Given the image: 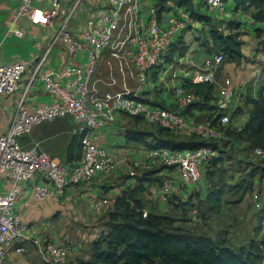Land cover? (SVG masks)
<instances>
[{"label":"built area","instance_id":"2783aa9c","mask_svg":"<svg viewBox=\"0 0 264 264\" xmlns=\"http://www.w3.org/2000/svg\"><path fill=\"white\" fill-rule=\"evenodd\" d=\"M82 0H73L72 6H63V0H51L47 7L36 0H22L19 7L35 23L52 24L59 18L61 25L52 38V43L61 40L70 59L61 67H45L48 49L36 60L25 87L21 80L29 66L22 59L0 62V93L18 96L17 110L9 127L0 132V179L9 185L0 190V264L10 253L16 242L30 237L41 258L50 264H69L72 256L70 245L57 242L41 235H27V223L17 210L16 203L24 182L39 172L43 180L36 183L33 195L38 199L49 196H63L68 187L91 180L100 172L115 170L120 159L112 155L107 146L96 138V130L118 121L119 115L139 116L142 120L167 127L174 132L196 133L202 138L219 139L225 135L227 125L232 122L242 128L244 122H233L230 111H224L217 118L197 120L183 112L185 106L195 98L194 92L184 82L217 81V73L224 64L223 51L208 54L203 65L190 75L186 71L183 81L174 84L176 102L162 105L148 100L141 91L130 88L129 78H136L144 84L155 74L164 77L174 62L168 59L172 41L193 19L170 15L168 20L160 19L153 5L146 6L143 0H104L92 5L91 11L74 27V13ZM212 10L224 12L231 3L239 9V0H198ZM229 19V18H222ZM190 21V22H189ZM21 32V29H17ZM84 55L85 61L75 58ZM108 57V58H106ZM107 61L109 78L104 81L110 88L100 92L95 73ZM119 73L122 85L116 88ZM164 73V74H163ZM178 75L174 72V76ZM173 76V74H172ZM41 80L44 88L54 98L27 106L26 98L30 86ZM219 91L225 97L232 94V78L225 76ZM151 99V98H150ZM69 116L80 136L82 156L78 161L64 162L40 146L38 140L26 146L22 136L29 133L35 124L57 117ZM260 153L264 150L256 147ZM151 163L173 166L178 174L164 179L161 189L167 194L180 189L182 185H193L201 180L208 160L218 155V147L212 143L195 147L172 148L150 147ZM93 204L96 202L93 201ZM144 210L143 214H147ZM18 251H25L26 245H16Z\"/></svg>","mask_w":264,"mask_h":264},{"label":"crops","instance_id":"0c3cea01","mask_svg":"<svg viewBox=\"0 0 264 264\" xmlns=\"http://www.w3.org/2000/svg\"><path fill=\"white\" fill-rule=\"evenodd\" d=\"M103 1L104 0H83L82 4L85 3V8L86 10H88V13L89 11H91L92 5H96L97 3ZM21 3L22 0H0V62H9L14 59H22L28 64L29 68L21 80V87L23 88L27 83L31 70L34 68L36 60L40 57L41 54H44L47 49V57L43 62V66L45 67H61L67 60L70 59V57L67 54L64 44L61 40H57L56 42L52 43V38L61 25V23L59 24V18H54L52 20V24L35 23L31 20L28 14L21 13L19 11ZM36 3L41 6L47 7L51 4V0H36ZM83 19L80 21L79 19H75L73 23L74 27L77 28L83 21ZM17 29H21V32H18ZM248 36L250 35H242L245 41L248 39ZM199 46L201 49L202 47L208 49L207 47H205V45ZM249 51L250 50L248 49L244 50L246 54H248ZM181 57H183V59L187 61V63H181V65H179L175 69L177 71H182L177 72V74L179 75L175 76L178 77H172L171 75L166 76L171 80H163V77H159L156 79L150 78L144 84H140L139 80L130 77V88L133 90L141 91L142 94L146 97L157 100L158 102H161L163 104L174 105L176 102V93L173 85L181 83L183 81V78H181V76H183L186 71L188 72V74L193 75L203 64V62H201L202 64L200 65L197 64L199 63V60L197 59L196 52H193L192 54L186 53ZM85 58L86 57L81 54L78 55L75 59L79 62H83L85 61ZM101 67L105 69L106 75L104 73V76L106 77H99H103L104 79H107V77L109 78V74L107 75V65H105L103 62L99 66L98 70H100ZM222 70H224V77L228 75L232 78V94L228 97H225L220 93L219 88L223 84L224 79V77H222L220 78L218 84H216L215 82V91L218 95V100L221 101V106L227 107L226 110L228 111H234L237 107H241L242 110L238 113L239 118L237 119H239L240 122H245L248 118L247 113L249 114V109L252 107V104L247 102L246 98L249 94L255 96L258 95L261 88V86H259L257 83V78L254 76L258 70V66H252L250 68L246 65L243 58L241 62H238L237 60H226L221 67V71ZM116 75L118 77L116 88H119L122 85V79L118 72H116ZM99 77H96V84L97 82L99 83L101 81L100 86L105 88L104 90L110 88V86L104 83V81L102 83V80H100ZM131 80L138 81L139 84H137V86H132ZM20 92L21 90H18L13 94L0 93V132L5 131L9 127L17 110L18 96L20 95ZM53 98L54 95H52L44 88L43 82L41 80H36L30 86V90L26 98V103L27 106L32 109L35 105L50 101ZM243 108L248 110V112H245L246 110ZM211 112L212 110L208 108H193L192 115H190V117L199 118L205 116L206 118H208ZM51 121L52 120H46L42 123L35 124L32 128L33 131L31 132L30 137L35 140L37 139L40 142L41 147L46 148L52 155L56 156L55 154L60 155L61 148H56L55 142L52 139L53 135H51L50 132L46 131V129L50 127ZM123 121L124 119L121 114L119 115L117 122L110 123L96 130L95 132L96 138L99 143L107 147L110 146V150L114 153H116V151L118 152L116 153L117 155H115L120 159L118 167L127 163V158L133 159L136 166L153 168L161 165V163H151V158L148 154V145H146L143 141L141 145L140 143H138L139 141L135 140L138 144L131 145V152L128 154H122V144L127 143L121 136L127 139V129H153L145 128L143 124L141 126L140 122L127 124V122ZM236 127L238 128V126ZM27 134L22 136V142L26 146L32 143L31 139L26 136ZM120 134L121 136H119ZM136 145L142 146V148L137 150L135 148ZM172 168L174 167L164 164V166L160 170H158L157 173L161 174L163 177H166V175L171 172L176 173L177 169L175 168L172 170ZM131 172V177L129 179L139 182L142 174H139L136 177V175H133L135 174V171L131 170ZM104 173L106 172L98 173L91 180L72 184L68 187L66 193L63 196H49L45 199H38L33 195V189L36 183L42 181L44 178L41 172H39L34 178L24 182L22 191L16 203V207L22 219L27 223V235H41L53 239L57 242H62L70 245L63 239L72 241L70 233L71 231L73 232L75 230L76 221L81 219L82 215H86L84 212L85 209L83 207L84 198L91 197L92 199H94L97 197V200L94 199V202H96V204H93V201L90 204L87 203L91 206V210L96 215V221L94 222L97 224L95 233L91 236H87V239L84 238V243L71 245L72 255L75 256V258H87L90 255L92 246L91 245L90 248H87L88 242L92 241L93 238H95L100 233L101 229L104 226L100 218L104 220L107 215L109 217V211L106 212L107 208H110L113 205L110 208L112 209L115 206L116 197L119 194H122L124 189L126 190L129 188L128 186L119 187V184L114 185V182L104 181L102 177V174ZM133 181V184L131 183V181L128 182L130 187H134L136 185ZM8 185L9 181L0 179V190H4ZM188 186L190 187V185ZM121 189H123V191ZM155 190L157 192L156 198L155 200H153V205L159 207L162 210L166 209L168 205H170L169 195L173 192H168L166 194L160 186H157ZM182 190L183 188H181L180 190L178 189V191H180L181 193ZM92 194H104V196H91ZM109 194L111 195L108 196ZM88 208L86 209L87 211L90 210ZM21 243L28 246V250L30 251H28L27 253H24L26 252V250L18 251L16 249V245H19ZM35 249L36 248H34L30 237H27L24 242L22 241L14 243L11 247L10 253L6 258L17 261V259H20L22 255H25L27 259H30L34 255H36ZM36 253H38V251ZM6 258L5 264H11L12 262H6ZM71 263L72 262H70L69 264Z\"/></svg>","mask_w":264,"mask_h":264},{"label":"rangeland","instance_id":"374dc122","mask_svg":"<svg viewBox=\"0 0 264 264\" xmlns=\"http://www.w3.org/2000/svg\"><path fill=\"white\" fill-rule=\"evenodd\" d=\"M82 2L83 0L79 3L76 12L74 13V21L75 19H79L80 21L88 14V10H86L85 8L86 5L85 3L82 4ZM72 3L73 0H63V6H65L66 8L71 7ZM143 3L146 6L153 5L160 19L168 20L170 18V15H178L188 17L189 20L190 18H192V22H194L188 24L187 27L183 28L181 32L176 36V39L172 41L169 53L172 52V58L170 62H174V67L169 69V73H167L166 76H172L173 74L172 77H178L174 76V72H182L175 69L179 65H181V63H187V61H185L183 57H181L186 53L192 54L193 52H196L197 59L199 60V63L197 64H202L201 62L204 61L205 57L208 54L212 53L211 51H214L216 49L210 43L209 28L212 25H217L222 29L228 30L227 28H225V24L223 23L225 19L222 18L235 17L242 19V21L244 22L241 26V28L244 30L243 34L250 35L247 37L248 39L244 41V44L242 46L243 50H250L247 54V57L244 58V61L250 68L252 66H258V70L254 76L257 78L258 85L264 87V49L261 45L262 34L256 28L259 23L251 16L252 9L246 10L240 7L239 9L234 10L233 8L235 6V3H231L228 10L219 12L217 10H212L207 5L202 4L198 0H143ZM159 8L162 9L159 11ZM201 13L209 14L210 17L203 14L201 15ZM200 17H204L205 20L201 19ZM60 23L61 21H59V24ZM199 45H205V47H207L208 49L203 47L201 49ZM104 64L107 65V61ZM219 71L217 73L216 84H218L220 78L224 77L225 75L224 70L221 71L220 69ZM104 73L106 75L105 69L101 67L100 70H97V72L95 73V80L96 77L104 76ZM108 74L109 72L107 65V75ZM166 76L163 77V80H171ZM156 78H158L157 75L154 76V79ZM181 78H183V76H181ZM100 83L101 81L99 83L97 82V85L100 92H102L105 88L100 86ZM131 84L132 86H137V84L139 83L138 81L131 80ZM245 112H248V110H246ZM230 113L232 115L233 122L239 121V119H237L239 118V112L234 113L233 111H230ZM122 117L124 121L127 122V124L140 122L141 126L143 124L145 128H158L156 124L140 120L135 116L122 114ZM234 124L235 123L230 122L227 126L233 128ZM32 131L33 130H31L26 135L29 139H31V142L35 141V139H32L30 137ZM46 131L50 132L51 135H53L52 139L55 142L56 148H61L60 155L53 153L59 159H61L62 161H69L70 153L72 154V160H76L80 157V136L75 132V124L69 116L52 119L51 125L46 129ZM119 136H121V134ZM237 136V133L228 134L227 131L224 136L219 138L216 141V146L218 147V157H221V159H219L218 162L212 161L211 165L209 164L205 168L206 170L204 171L203 177L199 182L190 185V187L181 184L180 189L183 188L182 193L178 190V192L173 191V193L169 195L170 205H168V207L164 209V211L168 212L166 214H169L172 217V222L174 224H181L195 231H207L213 235H217L218 233H221V230L227 228L229 241L234 245L244 243L249 239V237L259 234V231L257 230V224L260 220L259 209L261 203L264 200V175H261L260 171H256L253 175L250 174L253 168H256V170H258L257 166H259V164H264V153L258 152L256 148H253L248 141ZM121 137L127 143L122 144V154L130 153L131 145L138 143L142 145L141 141L137 143L135 139H128L129 137L127 136V139L123 136ZM109 147L110 146L107 147L109 152L112 155H117L116 153L118 152L116 151V153H114L110 150L111 148ZM135 148L138 150L142 148V146L136 145ZM148 148L150 147L148 146ZM126 160L127 163H125L124 165H120L111 172L102 174L103 180L106 182H114V185L119 184V187H130L128 182L131 181L132 183L133 181L132 179H129L131 177L130 174L132 173L131 170L135 171V174L133 175H136L137 177V175L139 174L145 176L146 170L150 169L148 167L136 166L133 159L127 158ZM160 166H163L162 163L161 165H159V167ZM173 169L175 168H172V170ZM156 173L157 172H150L148 174L155 175ZM176 174H178V171H176V173L171 172L166 175V177L174 176ZM166 177H164L163 179H166ZM245 178L253 179V186L249 189H236L234 187L236 182H240ZM133 182H135V184L138 183V181L136 180ZM163 182L164 180L161 183H159V181H144L145 189L138 193L140 198H142V214L144 209L149 211L153 206V200H155L157 192L155 188L157 186L161 187L163 185ZM216 186H221L223 188L224 193L222 197V203L220 206H210L206 201V195L210 188ZM121 190L123 191V189ZM110 195L111 194H109L108 196ZM91 196H104V194H92ZM180 198H188L189 201L187 203H184L183 205L179 204L176 206V201L173 202V200H181ZM94 199L97 200V197ZM94 199H92L91 197L84 198L83 207L85 209L84 212L86 215H82L81 219L76 221L75 230L73 232L71 231L70 233L72 241L63 239L67 243H69L70 246L72 244L78 245L79 243H84V238L87 239V236H91L95 233L97 226V224L94 223L96 221V215L91 210V206L87 204L95 201ZM87 208L90 210L87 211ZM110 208L108 207L106 212H108ZM147 213L149 214V212ZM148 214H143V216H148ZM107 218H109L108 215L104 220L100 218L104 225ZM89 242L87 248H90V246L92 245V241ZM28 251L30 250H28V246H26V252L24 253H27ZM36 252L37 250L35 251L36 255H34L30 259H27L25 255H22L20 259H17V261L6 258V262H12L11 264H50L43 261L39 254ZM75 259H77V257L75 258V256L72 255L70 262L75 263ZM152 264H161V262L157 260Z\"/></svg>","mask_w":264,"mask_h":264},{"label":"trees","instance_id":"16d2710c","mask_svg":"<svg viewBox=\"0 0 264 264\" xmlns=\"http://www.w3.org/2000/svg\"><path fill=\"white\" fill-rule=\"evenodd\" d=\"M237 7L252 9V16L259 23L256 28L262 34L261 45L264 49V0H239ZM161 9L159 8V11ZM202 14L210 17L209 14ZM200 18L205 20L204 17ZM223 23L228 30L217 25L209 28L210 43L216 51L224 52L225 60L241 62L247 57L242 48L245 40L242 37L244 30L241 26L244 22L240 18L232 17L224 20ZM171 58L172 52L168 53V59L171 60ZM184 85L195 94V98L183 109V112L189 116L192 115L193 108H208L212 110L208 118L202 116L196 119H213L217 122L221 113L228 111L227 107L221 106V101L218 100L214 82L187 79ZM147 99L166 105L154 99ZM246 100L252 104V107L249 109L248 118L242 129L234 125L233 128L229 126L226 132L237 133V137L244 138L253 148L260 147L264 150V87L261 86L256 96L249 94ZM241 110V107H237L233 112L238 113ZM135 117L142 120L139 116ZM157 127L152 130L127 129L126 135L130 139L143 141L149 147L184 148L217 144V139L202 138L193 132H174L161 125ZM71 155L70 153V159L66 162L78 161L82 151L76 160H72ZM219 159L221 157L217 155L208 160L204 171L212 161L218 162ZM163 166L147 169L145 176H142L134 187H129L116 197L115 206L108 212L109 218L100 233L92 240L90 255L87 258L76 259L75 263L72 262L73 264H152L157 260L161 264H264V200L259 209L260 220L257 224L259 234L249 237L246 242L239 245L229 241L227 228L217 235L207 231H195L181 224H174L172 217L166 214L168 212L155 205L148 211V216H143L142 198L138 193L145 189V180L159 181V183L164 180L159 173L148 174L157 172ZM257 167L258 170L253 168L250 174L260 171L261 175H264V164H259ZM253 184V179L245 178L236 182L234 187L249 189ZM223 193L221 186L210 188L206 195L207 203L210 206H220ZM180 199L173 200V202L176 201V206L189 201L188 198Z\"/></svg>","mask_w":264,"mask_h":264}]
</instances>
